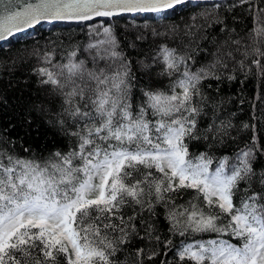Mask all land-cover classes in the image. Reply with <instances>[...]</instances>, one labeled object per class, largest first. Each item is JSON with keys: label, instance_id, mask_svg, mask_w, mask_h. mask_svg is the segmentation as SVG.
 <instances>
[{"label": "snow or ice", "instance_id": "1", "mask_svg": "<svg viewBox=\"0 0 264 264\" xmlns=\"http://www.w3.org/2000/svg\"><path fill=\"white\" fill-rule=\"evenodd\" d=\"M238 2L247 4L256 20L264 19V0L258 10L250 0ZM183 3L185 0H0V39L40 21L83 23L123 13H158ZM214 7L227 11L236 3L221 0ZM212 22L221 25L220 31L228 37L217 47L215 61L197 71L188 64L193 60L191 44L196 38L209 39L202 35L209 26L207 21L200 24L192 16L183 27L172 26L173 34L190 38L184 54L167 46L160 50L165 65L161 74L176 78L168 91L142 90L143 102L135 110L132 62L119 50L111 25L90 27L92 35L102 32L105 37L88 45L90 50L103 46V54L93 53L94 68L70 59L58 66V73L34 69L44 77L39 83L51 85V91L60 97L59 107L53 108L47 99L29 100L20 107L17 122L24 136L35 133L39 137L42 123L54 137L70 139L72 146L39 160L23 158L8 150L24 139L8 136L16 123L9 122L0 130V264H121L117 253L134 241L171 244L161 241L152 224L141 219L138 227L135 222L141 212L154 215L158 203L173 209L170 231L182 226L181 235L187 230L218 234L217 239L179 249L177 256L184 264H264V168L255 167L264 155V144L258 143L255 125H243L253 129L251 142L232 157L217 159L212 170L214 158L208 151H189L192 141H210L211 148L231 138L234 126L230 120L200 127V117L211 101L201 82L236 79L222 70L229 61L247 70L245 61L250 55L260 57L250 63L264 76V27L251 29L249 43L242 47L240 39L232 38L235 29H229L225 19L217 15ZM69 55L75 57L76 53ZM100 61L104 67L98 66ZM254 99L264 105V95ZM187 190H194L193 199L206 207L190 201L183 212L176 213L173 197ZM126 207L133 208L134 214L125 217L122 210ZM224 233L240 243L220 239L219 234ZM145 252L146 247L135 249L136 264H143ZM157 254L153 251L146 258L151 260Z\"/></svg>", "mask_w": 264, "mask_h": 264}, {"label": "trees", "instance_id": "2", "mask_svg": "<svg viewBox=\"0 0 264 264\" xmlns=\"http://www.w3.org/2000/svg\"><path fill=\"white\" fill-rule=\"evenodd\" d=\"M219 1L210 2H189L181 7L168 10L162 16L153 13L144 14H121L117 17H98L89 22H58L45 24L38 30L17 39H9L0 45V130L7 128L9 122L16 123L15 130H9L8 136L13 138L24 137L22 144L18 142L14 149L8 148L9 152L23 158H36L37 160L47 158L49 153L54 151L66 152L72 146V141L65 137H54L50 131L41 123V135L37 137L35 133L24 136V131L17 122V113L20 107L29 100L47 99L53 108H58L60 97L51 91V85H41V77L34 69L48 68L50 71L58 73L61 69L59 65L68 64L71 59L73 62L84 61L89 69L96 65L93 62V53H102L100 49L90 50L88 45L95 44L98 40H104V35H92L91 28L100 27L101 23L105 26L111 25L119 43V50L130 60L132 71L135 75V87L131 91V99L134 106L143 102L142 90H165L168 91L169 84L176 76L162 75L164 68L163 52L161 48L167 46L168 49H177L180 54H184V45L188 44L189 37L181 34H173L170 28L190 22V17L196 16L200 24L208 22V27L202 33L209 39L196 38L191 44V54L193 60L188 61L192 71H197L201 67L215 61L214 55L217 47L223 44L228 38L220 31L221 25L212 22L213 18L220 15L225 19L229 29H235L232 33L233 39H240L242 47L249 43L250 30L264 27V19L256 20L255 16L249 11L247 4L239 3L238 0H223L225 4L236 3V7L230 10L215 8L214 5ZM257 6L260 0H250ZM234 17V19H233ZM159 33V35L157 34ZM137 37H141L137 39ZM231 47H235L232 45ZM223 51L229 50L223 48ZM75 51V57L70 58V53ZM48 55V60L45 55ZM237 59L241 57L237 54ZM254 57L250 55L245 61L247 70H240L231 61L228 68L222 70L224 75H235L236 79L229 81L222 79L218 82L208 79L201 82L202 91L205 96L211 97L205 113L200 117V127L206 128L213 121L218 125L220 121L230 120L234 126L231 129V138H224L222 143H215L211 148L204 140L192 141L189 143L190 153H200L208 151L214 158L210 170L217 166L216 160L223 157H232L238 150L244 148L251 142L253 129L243 128L245 123L255 125V135L258 143L264 144V105L254 98L264 95V76H261L255 65L250 61ZM262 63H264V58ZM50 61V62H49ZM148 65L149 67H145ZM99 67H104V61L99 62ZM67 75V69L63 70ZM183 71V68H181ZM76 79L75 77H73ZM79 82V81H77ZM208 85H211L209 88ZM217 88L219 89L217 91ZM178 90V89H177ZM223 101V103H220ZM256 107H253V104ZM234 114V115H233ZM154 119L153 117H149ZM37 123H40L37 121ZM8 147V146H4ZM30 148V152H24L23 148ZM257 169L264 168V155L260 156L255 165ZM244 185L241 184V188ZM257 188V185H253ZM196 195L194 190L182 191L174 195V211L183 212L191 201L201 205L199 200H194ZM239 200L237 194L235 202ZM183 206V207H181ZM136 212H141L139 206H134ZM201 207H206L201 205ZM173 209L166 207L163 203L155 204L154 215L147 211L141 212L136 218L139 227L141 219L152 224L156 229V234L160 235L161 241H171V244L147 243L145 241H134L124 251L117 253V259L121 264H136L135 249L146 247L143 264H184L179 261L177 251L187 244L206 243L209 240L217 239L215 232H193L184 231L182 226L170 231L172 220L169 213ZM125 217L134 214L133 208L126 207L122 210ZM183 221L185 217L178 216ZM226 223V220H225ZM141 235L143 229L141 228ZM220 239L229 240L231 243L239 244L240 241L229 236L227 233L219 234ZM158 253L151 260L146 257L151 252ZM195 264V262H188Z\"/></svg>", "mask_w": 264, "mask_h": 264}, {"label": "water", "instance_id": "3", "mask_svg": "<svg viewBox=\"0 0 264 264\" xmlns=\"http://www.w3.org/2000/svg\"><path fill=\"white\" fill-rule=\"evenodd\" d=\"M210 1H219V0H185V3L180 4V5H175L172 9L181 7V6H183L189 2H210ZM167 10H171V9H167ZM167 10H164V11L158 12V13H156V12H146V13H155L156 15L161 16L163 14V12H165ZM123 14H144V13H123ZM96 18H98V17H96ZM57 22H76V21H40L38 24L34 25L33 27L22 28V30H20L18 32H14L11 36H7V38H5V39H0V45L8 39H12V38L17 39V38L23 37L25 35H28L31 32H33V31L37 30L38 28H40L41 26H43L44 24H51V23H57Z\"/></svg>", "mask_w": 264, "mask_h": 264}]
</instances>
